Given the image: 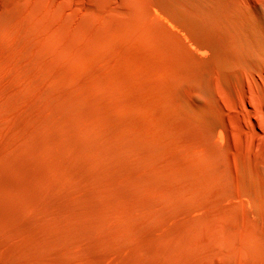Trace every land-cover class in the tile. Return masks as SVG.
I'll return each mask as SVG.
<instances>
[{
	"label": "bare ground",
	"instance_id": "obj_1",
	"mask_svg": "<svg viewBox=\"0 0 264 264\" xmlns=\"http://www.w3.org/2000/svg\"><path fill=\"white\" fill-rule=\"evenodd\" d=\"M0 264H264V0H0Z\"/></svg>",
	"mask_w": 264,
	"mask_h": 264
}]
</instances>
